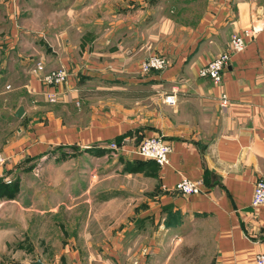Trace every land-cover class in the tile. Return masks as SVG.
<instances>
[{"label": "crops", "instance_id": "0c3cea01", "mask_svg": "<svg viewBox=\"0 0 264 264\" xmlns=\"http://www.w3.org/2000/svg\"><path fill=\"white\" fill-rule=\"evenodd\" d=\"M235 33L246 47L221 83L199 77ZM151 54L169 65L144 74ZM38 61L67 82L41 83ZM155 135L171 145L165 166L136 153ZM0 151V221L11 213L31 245L44 238L28 264H254L264 0H0ZM182 178L200 192L177 193ZM47 222L67 227L58 249L32 236Z\"/></svg>", "mask_w": 264, "mask_h": 264}, {"label": "built area", "instance_id": "2783aa9c", "mask_svg": "<svg viewBox=\"0 0 264 264\" xmlns=\"http://www.w3.org/2000/svg\"><path fill=\"white\" fill-rule=\"evenodd\" d=\"M247 32V31H245ZM246 42L242 34L235 33L230 37L228 51H223L209 59L204 65L198 69L199 77L208 78L212 84L219 85L222 80V74L230 62L233 53L241 52L245 49ZM169 65V60L166 56L160 54H151L145 57L139 65L142 73H147L151 70H163ZM33 72L40 75V81L46 86H59L67 82L69 73L66 69L60 67L45 71L44 64L38 61L33 69ZM9 88V86H6ZM50 101H55V94H48ZM168 103L174 102V95L165 97ZM219 104L222 108H226L229 104V98L226 93H220ZM110 150L118 149L116 143L112 142L107 146ZM171 145L166 142L161 136L155 135L142 139L137 145L136 153L144 159L153 160L159 166L169 164V154ZM5 161V155L0 151V165ZM174 190L181 195H192L200 192L199 181H192L187 178H182L174 186ZM264 205V178H258L253 187L251 198V206L256 208ZM254 264H264V253H258L254 256Z\"/></svg>", "mask_w": 264, "mask_h": 264}, {"label": "rangeland", "instance_id": "374dc122", "mask_svg": "<svg viewBox=\"0 0 264 264\" xmlns=\"http://www.w3.org/2000/svg\"><path fill=\"white\" fill-rule=\"evenodd\" d=\"M10 199L11 198L6 199L7 208H11V204H9L11 203V201H8ZM4 207L5 206L3 205L2 208ZM35 214L39 216L38 212H31L30 217L35 219ZM16 223L18 222L14 221L11 213L6 214V216L3 217L2 221H0V226H6L4 229H0V264H28L27 259L34 258V256L38 255V252L40 250L45 249L44 238L43 244L36 243L31 245L30 234L27 231H18ZM51 225L52 223L49 222H47L45 226L37 225V228H40L39 232L37 231V233H33L32 236L35 237L39 234L44 235L43 237L49 238V246H53L58 249L64 241H67L68 230L66 226L60 228V223H58L57 225L54 224L53 226ZM33 250H37V254L32 252Z\"/></svg>", "mask_w": 264, "mask_h": 264}, {"label": "water", "instance_id": "95a60500", "mask_svg": "<svg viewBox=\"0 0 264 264\" xmlns=\"http://www.w3.org/2000/svg\"><path fill=\"white\" fill-rule=\"evenodd\" d=\"M22 113H23V107H22V106H19V107L16 109L14 115L17 116V117H20V116L22 115ZM31 264H45V263H43V262L41 261V259L38 258V259H36L35 261H33Z\"/></svg>", "mask_w": 264, "mask_h": 264}]
</instances>
